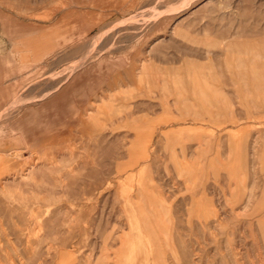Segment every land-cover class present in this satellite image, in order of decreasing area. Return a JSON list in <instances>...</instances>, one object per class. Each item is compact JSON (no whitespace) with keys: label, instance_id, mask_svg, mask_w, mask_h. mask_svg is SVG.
<instances>
[{"label":"rangeland","instance_id":"rangeland-1","mask_svg":"<svg viewBox=\"0 0 264 264\" xmlns=\"http://www.w3.org/2000/svg\"><path fill=\"white\" fill-rule=\"evenodd\" d=\"M0 264H264V0H0Z\"/></svg>","mask_w":264,"mask_h":264}]
</instances>
